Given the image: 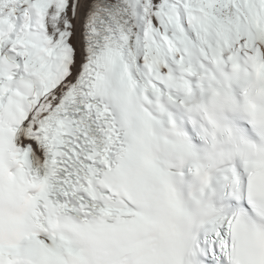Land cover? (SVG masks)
<instances>
[{"label": "snow or ice", "instance_id": "snow-or-ice-1", "mask_svg": "<svg viewBox=\"0 0 264 264\" xmlns=\"http://www.w3.org/2000/svg\"><path fill=\"white\" fill-rule=\"evenodd\" d=\"M0 264H264V0H0Z\"/></svg>", "mask_w": 264, "mask_h": 264}]
</instances>
